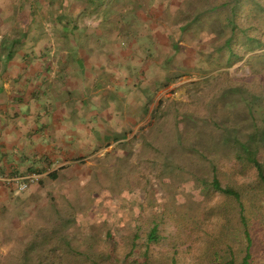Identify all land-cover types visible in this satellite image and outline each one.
<instances>
[{"label":"crops","instance_id":"0c3cea01","mask_svg":"<svg viewBox=\"0 0 264 264\" xmlns=\"http://www.w3.org/2000/svg\"><path fill=\"white\" fill-rule=\"evenodd\" d=\"M0 2V214H23L28 198L15 207L12 198L27 192L46 196L41 211L49 212L56 183L59 198L100 194L88 174L150 122L153 83L174 57L160 32L172 38L180 26L161 23L162 0H55L68 26L41 8L31 42L17 45L24 0ZM28 175L38 181L17 191Z\"/></svg>","mask_w":264,"mask_h":264},{"label":"rangeland","instance_id":"374dc122","mask_svg":"<svg viewBox=\"0 0 264 264\" xmlns=\"http://www.w3.org/2000/svg\"><path fill=\"white\" fill-rule=\"evenodd\" d=\"M234 5L237 8L236 14L232 8ZM212 7L214 8L211 9ZM159 11L162 12L161 23L169 22L170 26L174 21L178 25L186 22L184 28L188 30L183 35L176 33L179 37L177 41L176 34L170 38L168 31L166 33L162 29L160 32L167 45L165 52L173 54L175 42L177 50L173 60L166 65V71L162 68L164 72L156 78L158 83H153L156 92L152 94L153 111L150 122L143 127V131L129 134L125 147L110 151L108 149L106 163L98 169L99 172L97 168L89 174L87 171L95 189L92 193L102 191L98 190V183L105 189L106 186L114 185L111 181L117 167L121 185H125L126 175L130 183L129 188L132 190L122 193L115 190L117 195L105 190L104 193L91 196L87 192L80 194L78 191L76 194L67 195V198H59L61 195H56V192L63 191L61 184L56 183L52 190L58 199L55 206L59 210V215H63L65 209L72 206L84 210L82 211L84 213L78 211L74 224L70 223L60 229L59 233L73 237L74 246L84 239L96 238L98 240L96 251L109 254L110 264H119L120 256L122 258L125 251L123 245L135 228L139 227L137 233L140 235L148 231L150 219L147 217L152 209L148 207L150 204L145 202L147 198L149 200L155 198L162 205L168 206L167 210L173 211L171 214L173 217L179 212L187 214L194 212L198 203L209 207L220 200L219 196L207 195L206 190L198 185L197 178L202 173L200 163L194 164L198 155L181 151L176 143L177 140L181 141L179 135L183 139L193 138L192 136L198 133L210 135V123L202 118L210 114V111H214L217 117L237 113L236 106L229 108L219 101L222 92L218 88L226 89L224 85L222 88L221 84H215L214 81L216 79L222 81L225 78L237 80L239 83L247 81L250 83L248 89L254 93L264 88L261 84L251 86L255 81L259 83L264 79V0H162ZM8 12L10 13L9 9ZM171 12L174 14L171 15ZM197 14L204 15L196 21L201 20V23L191 24L190 18ZM232 16L236 23L234 32L227 22ZM170 28L173 33V28ZM227 40L230 41V50L225 45ZM231 50L237 57L230 59L233 64L227 66ZM244 109L241 104L239 110L245 112ZM254 115L263 117L260 113ZM170 145L174 148H170ZM166 149L170 151V154L166 155L167 164H155L158 160L164 159ZM106 170L110 176H107ZM222 170L224 171L223 166ZM82 171L78 173L80 180L84 178ZM250 174L251 171L247 173L248 176ZM94 175L98 176L97 180ZM144 190H147V194L149 192V196L146 194V199L142 203ZM23 194L12 198L13 207L28 198L23 217L15 213L0 214V259L10 254L11 249L16 246V238L22 240L31 237L25 223L37 218L39 213L46 214L45 211H41L46 196L43 197L41 192L37 195L31 192ZM111 197L116 199L112 200ZM165 197L167 202L163 204ZM54 219L55 216L50 223L54 224ZM170 219L167 216L159 225L164 246L152 249L154 255L166 254L169 250L165 246L168 241L180 238L176 264H196L203 253V236L193 233L187 222L178 230ZM36 220L38 224L45 222L41 219ZM45 237H49L51 241L55 239L49 230H46ZM109 241L115 245L113 251H110ZM129 262L145 264L147 260L141 250L135 248L131 256L125 258L124 264ZM253 264H264V254L255 255Z\"/></svg>","mask_w":264,"mask_h":264},{"label":"trees","instance_id":"16d2710c","mask_svg":"<svg viewBox=\"0 0 264 264\" xmlns=\"http://www.w3.org/2000/svg\"><path fill=\"white\" fill-rule=\"evenodd\" d=\"M43 3L31 4L24 0L21 9L27 11L28 22L23 25L19 39L14 36L16 38L14 44L31 42L32 24L30 19L35 15L36 10L41 8L44 12L50 11L51 17L61 28L68 26L66 22L63 23L62 3H55V0ZM26 5L27 9L25 10ZM232 8L236 14V6L234 5ZM203 16L201 14L194 15L189 22L191 24L201 23V20L196 21ZM227 22L234 32L236 28L234 17L229 18ZM185 23L178 25L176 21L173 22L175 27L180 26L178 28L180 35L185 34L188 30L184 28ZM39 27L40 25L36 29H40ZM40 37L41 35L37 37L35 35L33 40ZM173 45L175 46L173 49L175 55L176 42ZM225 45L229 50L231 49L229 40L225 41ZM233 57L237 56L231 50L227 66L233 64L230 60ZM197 64L199 65V63ZM180 66L183 67V64L180 63ZM214 82L221 84L222 88L224 85L226 89L218 88L222 92L219 101L229 108L236 106L237 113L232 112L229 115L217 117L214 115V111H210V114L202 117L205 122L210 123V135L198 133L188 139H183L179 135L181 141L177 140L176 143L181 151L198 155L194 162V164L200 163L202 168V173L197 178L198 185L206 190L207 195L219 196L220 200L209 207L198 203L194 212L188 214L179 212L176 217H173L171 215L173 211L167 210L168 206L162 205L155 198L152 200L147 198L145 202L149 203L148 207L152 209L147 217L150 219V227L143 235L137 233L139 227L131 232L123 245L125 251L122 258L120 256L119 264H124L125 258L131 256L135 248L141 250L147 260L145 264H176L178 260L177 248L180 245L178 239L180 238L168 241L165 246L170 251L168 250L164 255L155 256L152 250L164 246L159 225L165 221L167 216L171 218L170 220L178 230L187 222L193 233L203 236V253L196 264H253L255 255L264 254V88L254 93L253 90L248 89L250 83L247 81L239 83L237 80L225 78L222 81L216 79ZM260 84L264 87V79L259 83L255 81L251 86L256 87ZM241 104L245 108V112L239 110ZM256 113H260L263 117H256L254 115ZM170 148L174 147L170 145ZM167 154H170L168 149L165 151L164 159L158 160L155 164H167L165 161ZM118 171L119 167L115 169L116 174L111 181L114 185L116 183V186L109 185L105 189L99 183L97 184L99 185L98 190H102L100 194L105 190L113 195H117L116 191L122 193L132 190L129 188L130 183L126 175L124 176L125 185H121L122 181ZM249 171H251L250 176L247 175ZM106 174L110 176L107 170ZM94 178L97 180L98 176L94 175ZM90 182L93 186L91 179ZM148 184L149 180L146 181V185ZM112 187L113 190H111ZM146 194L147 190H144L142 203L146 199ZM147 196H149V192ZM111 199L115 200L116 198L111 197ZM165 202H167L166 197L163 204ZM138 204L140 203L138 202ZM78 211L84 213L80 208L77 209L73 206L69 210H65L63 215H59L56 206L50 208L49 212L45 211L46 214L39 213L37 218L32 219L33 221L25 223L31 237L22 240L16 238V246L11 249L10 254L0 259V264H110L109 254L96 251L98 242L96 238L84 239L74 246L72 241L75 239L73 237L66 236V233L65 235L59 233L60 229L70 223L74 224ZM19 216L23 217V214ZM54 216V224H52L50 221ZM36 219L45 222L38 224L35 222ZM46 230H49L55 239L51 241L49 237H45ZM115 231L118 233L117 230ZM107 235L109 240V234L107 233ZM58 237L60 238L57 239ZM108 244L111 248L110 251H113L115 245L110 241ZM128 264L135 263L129 262Z\"/></svg>","mask_w":264,"mask_h":264},{"label":"built area","instance_id":"2783aa9c","mask_svg":"<svg viewBox=\"0 0 264 264\" xmlns=\"http://www.w3.org/2000/svg\"><path fill=\"white\" fill-rule=\"evenodd\" d=\"M38 181V178L35 175H28L25 179L18 182L17 191H25L30 184H33ZM9 183V180H6ZM17 183V181H15Z\"/></svg>","mask_w":264,"mask_h":264}]
</instances>
